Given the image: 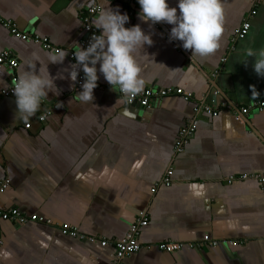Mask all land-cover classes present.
I'll use <instances>...</instances> for the list:
<instances>
[{"label": "crops", "instance_id": "obj_1", "mask_svg": "<svg viewBox=\"0 0 264 264\" xmlns=\"http://www.w3.org/2000/svg\"><path fill=\"white\" fill-rule=\"evenodd\" d=\"M219 2V47L199 56L169 41L171 25L142 22L136 0H111L110 6L127 13L125 27L139 24L150 34L152 44L133 53L142 90L180 88L192 95L188 102L170 95L144 109L128 106L118 86L112 89L99 72L87 102L78 95L83 73L68 79L66 69L75 63L68 54L83 38L85 9L100 10L108 0H0L3 21L67 53L62 63L47 62L54 52L14 38L0 23V53L9 50L16 58L14 75L33 63L44 73L46 65L59 90L48 92L30 117L16 114L14 96L0 99V186L8 182L0 209L28 218L0 220V251L9 254L0 264H111L113 241L141 212L148 219L137 237L141 249L119 264H264V184L237 178L264 175V111L236 114L264 101V76L256 75L249 56L264 48V2ZM245 20L247 35L231 42ZM10 78L0 70V91ZM196 102L219 114L195 112ZM189 121L196 129L176 154L178 132ZM230 177L235 179L228 184ZM167 242L183 247L171 254L157 250L156 244Z\"/></svg>", "mask_w": 264, "mask_h": 264}, {"label": "clouds", "instance_id": "obj_2", "mask_svg": "<svg viewBox=\"0 0 264 264\" xmlns=\"http://www.w3.org/2000/svg\"><path fill=\"white\" fill-rule=\"evenodd\" d=\"M136 2L139 5L137 16L142 22L171 25L169 41H180L183 49L199 56L212 54L218 49L223 31V12L219 0H176L174 7H170L167 0ZM110 5L111 0H108L107 6H101L93 18L98 32L90 36L86 47L77 46L73 53L75 63L66 69L71 81H76L78 71L83 73L78 95L85 102L92 99L98 72L112 89L118 86L119 92L126 96L136 95L144 85L133 53L138 47L152 44L150 34L145 33L139 24L125 27L129 20L127 13H121L119 6ZM66 55L64 51L50 53L47 62L62 63ZM249 56L254 58L253 71L257 76H264V48L249 52ZM54 79L46 65L44 73L40 72V68L36 69L35 63L21 71L11 90L16 114L30 117L38 110L48 92L58 94ZM8 255L0 251V260L7 259Z\"/></svg>", "mask_w": 264, "mask_h": 264}, {"label": "built area", "instance_id": "obj_3", "mask_svg": "<svg viewBox=\"0 0 264 264\" xmlns=\"http://www.w3.org/2000/svg\"><path fill=\"white\" fill-rule=\"evenodd\" d=\"M252 1L256 5H259L264 2V0H252ZM98 11H99V8H97L96 6H90L85 9V12L81 19V29L83 31V38L80 40V43H79V46L82 48L87 46L90 36L98 32V30H96L93 25V18L95 17ZM0 23L14 38L18 40L38 44L42 46L45 50H49L54 53H56L57 51H61L60 48L53 47V45L50 44L47 38L40 37L37 34H31L28 31H19L17 27L15 26V24L12 23L11 21H8V20L3 21L0 18ZM249 29H250L249 21L248 20L243 21L240 28L236 30L235 33L233 34L231 38V42L244 38L247 35ZM68 57L69 59L74 61L73 53H69ZM225 60L226 59L223 58L221 60L222 61L221 63H224ZM17 67H18V62L11 51L4 50L0 53V70L5 69L11 73V78H10V82L8 83V86L5 89L0 91V99L13 97L11 90L17 78L14 75V72ZM82 81H83V74L79 76L78 85L81 84ZM119 94L124 98V101L128 106L138 105L139 107L144 108V109H148L153 100H159V99H162L170 95H176L186 102L191 101L192 99V95L190 93H187L180 88H176V89L174 88H164V89L145 88L134 96H126L120 92ZM60 105L61 103L59 102L58 104L54 105L52 108L56 109ZM224 108H226V110L228 109L227 106H224ZM194 109H195V112L201 111L204 114L209 115L211 117H216L219 114V109H215L205 104L204 102L203 103L196 102ZM251 109L258 111V112H263L264 111V101L253 102L251 105L247 107L238 108L236 110V114H239L240 116H244V115H247L249 111H251ZM49 114H50L49 111L41 114V116H39L38 118L39 122H44ZM26 127L28 128V126ZM195 129H196V125L194 124V122L192 123L189 121L188 123L184 125L183 128L179 130L178 138L174 144V151L176 154L181 153L183 151L184 145L187 143L189 138L193 135ZM171 175H172V171L168 170L164 178L162 179V184L165 187H168L170 185ZM237 178L239 180L252 179V180L259 182L260 184H264V175H251V176L241 175ZM234 179L235 178L230 177L227 180V183L230 184ZM7 184L8 182L0 186V193L4 191ZM152 192H155V188L152 189ZM30 219L35 221L36 217L33 216ZM0 220L9 221V222L16 221L19 223H23V222H26L28 218H26L25 216H23L20 212L16 210L0 209ZM147 224H148L147 216L144 212H141L138 218L136 219V221L130 225L127 234L123 238L113 241V245L115 248V256L111 264H119L121 259H123L124 257L132 253L138 252L141 249V245L137 241V237H138L140 229L145 227ZM68 232H69L68 230H62L63 234H68ZM69 233L72 236L76 235L75 232H69ZM105 244H106L105 242H101L102 246H104ZM182 247L183 245L181 243L167 242V243L156 244V248L158 251L163 252V253H168V254L177 252L181 250Z\"/></svg>", "mask_w": 264, "mask_h": 264}]
</instances>
